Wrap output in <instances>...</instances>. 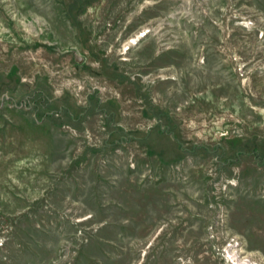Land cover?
<instances>
[{"label": "rangeland", "instance_id": "rangeland-1", "mask_svg": "<svg viewBox=\"0 0 264 264\" xmlns=\"http://www.w3.org/2000/svg\"><path fill=\"white\" fill-rule=\"evenodd\" d=\"M0 264H264V0H0Z\"/></svg>", "mask_w": 264, "mask_h": 264}]
</instances>
